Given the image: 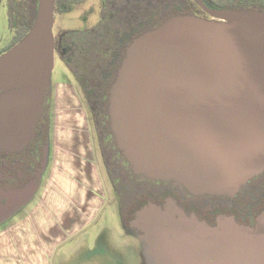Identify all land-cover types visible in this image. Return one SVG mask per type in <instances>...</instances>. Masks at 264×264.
Instances as JSON below:
<instances>
[{"label":"water","instance_id":"water-1","mask_svg":"<svg viewBox=\"0 0 264 264\" xmlns=\"http://www.w3.org/2000/svg\"><path fill=\"white\" fill-rule=\"evenodd\" d=\"M55 1L38 0L29 32L0 55V151L36 134L55 67ZM196 1L208 17L174 15L128 45L110 89L111 127L135 172L235 195L264 171V10ZM47 155L48 145L44 166ZM39 188L0 186V219ZM130 225L155 264H264V210L253 227L226 215L211 226L173 199L149 201Z\"/></svg>","mask_w":264,"mask_h":264},{"label":"flooded vegetation","instance_id":"flooded-vegetation-1","mask_svg":"<svg viewBox=\"0 0 264 264\" xmlns=\"http://www.w3.org/2000/svg\"><path fill=\"white\" fill-rule=\"evenodd\" d=\"M8 1L10 4L11 0ZM15 1L18 0L13 3ZM35 1L31 0V4ZM125 4L127 2L124 0H56L53 26L55 62L59 57L64 61L74 75L77 82L74 83L75 86L82 89V94L89 103L99 136L100 155L109 170L122 207L124 229L131 233V237H138L141 233L130 225L128 214L132 204L146 200L165 206L169 199L175 200L188 215H196L211 226L218 225L219 218L224 215L234 217L239 224L255 226L258 215L264 210V171L242 184L235 195L195 194L172 178L156 179L135 172L119 147L111 127L107 106L110 91L107 92V86L113 62L121 58L122 63L124 58V36L127 35H124ZM132 15L133 11L127 14L130 21H133L130 19ZM17 27L18 25L12 28L13 40L17 36ZM12 42L0 55L12 47ZM106 59L109 61L104 68L102 64ZM54 88L55 85L53 88L49 86L45 91L42 115L33 139L19 151H0V186L4 189L24 187L33 181L39 186L44 181L42 176L47 166L43 165V159L50 142L51 127L50 131L47 127L52 126L50 116L55 100ZM78 95L86 108V102L79 93ZM86 111L89 117L87 108ZM2 202L6 207L8 200L2 198ZM13 212L0 219V225ZM151 260L155 264L152 258Z\"/></svg>","mask_w":264,"mask_h":264},{"label":"crops","instance_id":"crops-1","mask_svg":"<svg viewBox=\"0 0 264 264\" xmlns=\"http://www.w3.org/2000/svg\"><path fill=\"white\" fill-rule=\"evenodd\" d=\"M76 89L69 80L55 84L48 173L27 212L0 225V264H54L61 242L106 206L90 120Z\"/></svg>","mask_w":264,"mask_h":264},{"label":"rangeland","instance_id":"rangeland-1","mask_svg":"<svg viewBox=\"0 0 264 264\" xmlns=\"http://www.w3.org/2000/svg\"><path fill=\"white\" fill-rule=\"evenodd\" d=\"M9 12V1L0 0V53L11 44L14 36L13 30L10 27ZM76 23L79 24L77 21ZM77 24L76 26H78ZM67 80L77 84L73 73L59 57L55 62L50 86L53 88L56 82ZM76 88L81 95V99L86 102L85 105L89 114L97 162L100 165L104 178L108 201L102 212L94 218L92 224L61 242L54 254L53 262L54 264H152L151 256L144 241L139 236L131 237V233H128L126 228L124 229L121 217L122 207L113 186L109 170L100 155L99 136L95 129L89 103L85 100L82 89L79 86ZM50 118L53 126V109ZM51 147L52 141L50 140L48 143L47 165L52 157L50 156ZM46 170L45 176L43 175L42 179L43 177L44 179L46 178ZM38 192L39 190L34 193L27 203L17 208L7 218L6 222L24 215L28 208L37 201Z\"/></svg>","mask_w":264,"mask_h":264},{"label":"trees","instance_id":"trees-1","mask_svg":"<svg viewBox=\"0 0 264 264\" xmlns=\"http://www.w3.org/2000/svg\"><path fill=\"white\" fill-rule=\"evenodd\" d=\"M14 1V0H13ZM10 2L9 22L10 27L15 28L17 25V36L13 40V45L20 41L32 27L36 15L38 0L31 4V0H18ZM209 6L214 8H238V9H261L264 10V0H204ZM124 56L128 45L134 38L141 35L149 29H153L163 23L166 19L177 14H197L207 16L208 14L201 8L196 0H124ZM133 11L130 21L127 14ZM108 59L102 64L105 68L108 65ZM121 58L113 62L111 66V78L107 86V92L110 91L111 85L116 79ZM94 64V62H93ZM50 104V103H49ZM109 106V97L107 100ZM51 125L47 129L50 131ZM126 201V200H125ZM147 203L146 200L132 204L128 218H132L141 206Z\"/></svg>","mask_w":264,"mask_h":264}]
</instances>
